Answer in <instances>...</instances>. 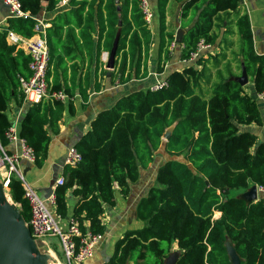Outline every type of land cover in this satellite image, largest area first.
Masks as SVG:
<instances>
[{
  "label": "trees",
  "instance_id": "16d2710c",
  "mask_svg": "<svg viewBox=\"0 0 264 264\" xmlns=\"http://www.w3.org/2000/svg\"><path fill=\"white\" fill-rule=\"evenodd\" d=\"M58 1L48 0L44 6L41 0H21V5L37 18ZM76 1H80V10L87 5L90 9L86 17L88 30L94 31L96 20L98 55L102 41V48L110 51L117 37L119 83L128 82L130 75L144 78L152 36L139 0L70 3L76 5ZM168 1L154 0L159 19V56L173 41V35L166 34ZM240 1H184L181 18L193 11L197 20L182 36L180 59H189L200 40L212 44L213 18L219 13L235 12ZM34 25L30 18H9L8 29L31 37ZM236 29L245 72L259 94L264 88V56L255 53L247 15L237 18ZM5 32H0V146L5 150L8 145L5 133L11 126L9 104H24L18 135L32 148L34 165L40 167L47 158L51 138L59 134L64 112V102L51 95L62 92L69 99L68 111L73 114L71 99L75 93L73 88L62 90L55 79L48 85V99L24 103L19 78L30 76V59L6 43ZM165 55L169 57L166 50ZM51 59L49 54L48 66ZM48 77L47 69V81ZM199 78L200 73L189 66L167 75V87L156 91L142 89L121 97L112 108L98 112L90 130L74 144L81 161L76 167H63L65 183L54 192L56 214L66 217L65 195L71 190L77 199L72 219L82 232L92 234L104 233L101 218L106 208L116 206L114 188L126 197L130 185L139 181L140 168L153 163L156 152L168 156L157 168L153 186L136 204L134 217L143 223L142 228L124 232L116 241L112 256L103 264H164L174 242L180 250L174 264H230L228 241L240 264H264V199L246 202L237 193L252 186L264 187V143H258L254 134L241 132L238 127L261 124L256 101L235 80L218 82L209 99L204 100L194 93ZM79 91L83 100L87 99ZM166 132L169 134L164 141ZM8 194L14 204L20 205V214L28 222L29 206L15 177L10 179ZM216 212L220 216L214 219Z\"/></svg>",
  "mask_w": 264,
  "mask_h": 264
},
{
  "label": "crops",
  "instance_id": "0c3cea01",
  "mask_svg": "<svg viewBox=\"0 0 264 264\" xmlns=\"http://www.w3.org/2000/svg\"><path fill=\"white\" fill-rule=\"evenodd\" d=\"M61 1L59 0L51 10L44 9L37 18L47 25V45L49 54L52 55L47 68L49 74L47 84L51 85L56 79L62 90L73 88L75 94L71 101L74 113H69V99H65L63 116L59 122V134L51 138L47 158L42 166L37 167L26 160H20L19 164L27 182L54 212H56V206H52L48 199L54 195L57 187L56 180L63 177L62 170L65 166L63 160L66 150L74 146L90 130V124L98 112L112 108L118 99L132 92L147 89L156 82H166L167 75L175 71L181 72L189 66H194L200 73V78L194 88L195 95L208 100L215 84L222 80H236L245 70L241 56V41L236 29V20L242 15L248 16L255 53L264 56V0H241L235 12L217 14L213 18L211 31L215 36L214 42L193 60H181L182 44L175 42L177 33L180 32L183 36L197 20L193 11H190L186 18H181V6L186 0H169L166 6V34H172V42H175L173 47H171L172 42L166 45L165 50L168 51L169 57L165 55V50L159 56L160 31L157 7L154 0H149L153 20L149 27L152 41L144 64L147 75L138 79L130 75L128 82L119 83L116 69L119 61L115 58L117 64H114L112 69L107 68L110 51L102 48L103 41L100 43L98 55L96 20L94 19L93 32L88 30L86 25L87 13L90 10L88 5L80 10V1H76V5L71 4L70 0H66L65 4H61ZM9 18L8 8L0 0V32L8 30ZM104 53L108 54L106 61L102 58ZM79 90L84 92L87 99L83 100ZM243 91L256 101L261 124L239 125V131L252 133L256 136L258 143H264V109L259 94L255 93L250 77H248L247 84L243 86ZM23 111L24 104L17 107L13 103L9 104L7 110L9 121L17 132ZM5 150L11 154L16 151V147L8 143ZM156 162L157 158L147 167L140 168L139 181L130 185L126 197L121 195L117 187L114 188L116 206L113 209L106 208L101 218L105 227L102 233L103 239L95 247L93 257L80 264L105 263L112 256L115 243L124 232L142 228L143 223L135 219L134 211L139 199L148 192H142L145 189V185L141 184L143 174L152 164L156 165ZM162 163H157L154 173ZM237 193L240 197L245 192L238 191ZM65 198L67 215L65 218L60 217L59 223L62 228H65L68 220L72 218V210L77 201L71 190L66 192ZM260 198L264 199V192L256 189L254 201ZM219 216L220 213L216 212L213 218L217 219ZM87 225L85 222L86 227ZM232 246L231 242H227V247L233 248ZM169 255L176 259L180 256L176 242L172 244Z\"/></svg>",
  "mask_w": 264,
  "mask_h": 264
},
{
  "label": "built area",
  "instance_id": "2783aa9c",
  "mask_svg": "<svg viewBox=\"0 0 264 264\" xmlns=\"http://www.w3.org/2000/svg\"><path fill=\"white\" fill-rule=\"evenodd\" d=\"M2 2L7 6L10 18H30L35 21L31 37H23L10 29L5 32L6 43L18 50H22L30 59L28 63L30 76L28 78H19V88L23 95V101L35 104L41 100L48 99L46 79L49 63V49L46 42L47 25L38 18L32 17L28 11L23 10L21 0H2ZM65 3L66 0L61 1V4ZM139 9L145 24L149 28L153 20V11L149 0H139ZM174 45L175 42H172L171 47ZM209 47V44L200 40L196 50L190 55L189 59L197 58L201 51ZM107 55V53L102 55L104 61H106ZM162 87H167L165 81L156 82L149 89L156 91ZM51 97L62 102L67 99L62 92H54ZM259 98L264 109V88L259 93ZM5 137L8 143L15 145L16 151L9 154L0 146V180L4 189L8 188L11 177H15L20 181L22 197L29 206L30 219L26 222V225L32 238L36 242H40L46 236L58 238L62 254L66 260L65 264H80L92 258L95 247L103 239V234H92L89 231L82 232L78 222L72 218L68 220L67 226L62 228L59 223L61 220L60 216L49 209L47 202L38 196L19 168L20 160H26L29 163L35 162V154L32 148L28 146L23 138L19 137L13 125L6 131ZM80 161L81 154L78 150L74 146L69 147L64 155V165L76 167ZM64 183L65 179L63 177L56 180V186H62ZM256 189L259 192H264V187L257 186ZM48 201L52 206H56L55 195L50 196ZM43 244L45 243L43 242ZM58 264L62 263L58 261Z\"/></svg>",
  "mask_w": 264,
  "mask_h": 264
},
{
  "label": "water",
  "instance_id": "95a60500",
  "mask_svg": "<svg viewBox=\"0 0 264 264\" xmlns=\"http://www.w3.org/2000/svg\"><path fill=\"white\" fill-rule=\"evenodd\" d=\"M41 1L47 2L48 0ZM115 2L117 4L118 0H115ZM175 42L179 44L182 42L180 32L175 36ZM116 45L117 37L109 52L107 68L110 69L115 64ZM235 81L241 86L247 84L248 77L245 70L242 71L241 76ZM168 134L169 132H166L163 135L164 140L168 138ZM240 198L246 202L254 201L256 198V187L252 186ZM15 205L9 194H6L0 180V264H46L49 256L39 251L37 242L32 238L26 222L20 214V210L16 209ZM226 249L230 264H240L241 260L235 249L227 247V242ZM176 260L175 257L169 255L165 259L164 264H174Z\"/></svg>",
  "mask_w": 264,
  "mask_h": 264
},
{
  "label": "rangeland",
  "instance_id": "374dc122",
  "mask_svg": "<svg viewBox=\"0 0 264 264\" xmlns=\"http://www.w3.org/2000/svg\"><path fill=\"white\" fill-rule=\"evenodd\" d=\"M154 157L157 158V162H156L157 165V163L164 162L168 156L163 152H156ZM156 165L152 164L151 167L145 170L146 172L143 174V178L141 181V184L145 185V189L142 191L143 193L148 191V189H150L154 184V174H155L154 170ZM5 192L8 195V188H5ZM15 207L16 209L20 210L19 205L16 204ZM43 242L45 244H43ZM37 244L39 247V251L42 254L50 256V253L48 252L49 250L55 253L56 257L54 255V264H58V261L61 262L62 264L66 263V260L62 254V250L58 238L54 236H46L40 242H37Z\"/></svg>",
  "mask_w": 264,
  "mask_h": 264
},
{
  "label": "bare ground",
  "instance_id": "6f19581e",
  "mask_svg": "<svg viewBox=\"0 0 264 264\" xmlns=\"http://www.w3.org/2000/svg\"><path fill=\"white\" fill-rule=\"evenodd\" d=\"M48 252L50 253V256L47 259V263L46 264H54V255H53V252L51 250H49Z\"/></svg>",
  "mask_w": 264,
  "mask_h": 264
}]
</instances>
